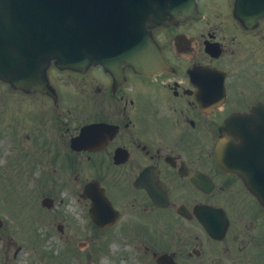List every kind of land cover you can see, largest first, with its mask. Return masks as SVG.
<instances>
[{
    "label": "flooded vegetation",
    "instance_id": "flooded-vegetation-1",
    "mask_svg": "<svg viewBox=\"0 0 264 264\" xmlns=\"http://www.w3.org/2000/svg\"><path fill=\"white\" fill-rule=\"evenodd\" d=\"M198 10L199 20L153 30L165 59L156 74L127 67L116 79L95 67L51 77L67 99L54 129L42 96L37 120L14 132L42 153L55 206L64 202L58 188L81 196L97 183L140 225L152 264L162 255L177 264H264V208L244 179L264 164V15L237 12L236 0H198ZM90 125L100 128L73 147ZM218 144L235 171L220 166Z\"/></svg>",
    "mask_w": 264,
    "mask_h": 264
},
{
    "label": "water",
    "instance_id": "water-1",
    "mask_svg": "<svg viewBox=\"0 0 264 264\" xmlns=\"http://www.w3.org/2000/svg\"><path fill=\"white\" fill-rule=\"evenodd\" d=\"M192 4L193 0H0V78L31 86V79L40 80L53 58L62 68L100 61L113 69L121 62L144 69L154 60L152 54L148 57L152 45L144 27L167 23L170 14H188ZM141 31L145 38L139 56L135 46ZM253 184L264 203V180L254 179ZM102 207L92 212L99 225Z\"/></svg>",
    "mask_w": 264,
    "mask_h": 264
},
{
    "label": "rangeland",
    "instance_id": "rangeland-1",
    "mask_svg": "<svg viewBox=\"0 0 264 264\" xmlns=\"http://www.w3.org/2000/svg\"><path fill=\"white\" fill-rule=\"evenodd\" d=\"M53 68L49 72L51 77L65 79L69 76L67 72L60 74ZM63 79L59 87L68 89L69 86L63 83ZM9 90L7 85L0 82V133L5 137L11 132L10 124L20 129L17 123L36 121V110L41 109V106H44L43 101H46L37 96H27L18 91ZM47 102L45 111L48 115L46 117L50 129H54L59 118L51 114L54 113L50 112V107L53 105L52 102L48 100ZM24 117H29V121ZM11 138L14 141L11 145H15L12 151L17 156L24 155L25 152L27 155L35 153L34 147L25 142L24 136L14 134ZM23 144L27 146L26 151ZM0 147L4 148V142L0 143ZM40 159L37 158V161L32 162L26 159L20 162L17 160L13 164L14 169L11 176L14 175L9 178L4 177L0 182V218L4 221L3 227L0 228V264H66L65 261H60L61 257H70L69 264H150V257L142 256L140 251L133 253L134 247L131 243L120 244L126 246V252L132 253L130 255H126V252L119 253L114 263L107 259V254L98 251L102 239H105L102 244L108 242L109 255L110 251L116 250L117 242H124L119 236V230L125 222L127 223V217L123 218L124 221L121 224L107 232L97 231L90 221L85 219L87 211H85L84 203L77 202L75 196L70 197L67 190L57 193L65 198L64 206L59 205L51 210L42 209L40 203L48 189H46L47 183L43 182L42 178L37 179L34 173L35 170L38 171L36 173L39 177L41 170L36 165ZM0 165H2L1 159ZM45 166L49 171H53L52 164H45ZM62 170L65 171V168L63 167ZM33 176L35 178H32ZM33 208H36V211H33ZM125 213L128 214V211ZM59 224L65 226V236L59 232ZM34 230L40 238L33 237ZM140 230L141 227L136 225H130L124 229L126 233H137V235L141 232ZM16 232L22 236L16 237L11 234ZM9 234L14 239H11ZM117 246L119 249L120 246Z\"/></svg>",
    "mask_w": 264,
    "mask_h": 264
}]
</instances>
